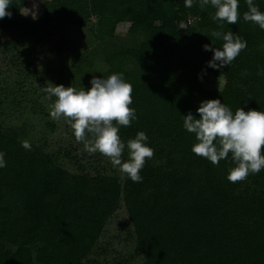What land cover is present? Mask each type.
<instances>
[{
    "label": "trees",
    "instance_id": "1",
    "mask_svg": "<svg viewBox=\"0 0 264 264\" xmlns=\"http://www.w3.org/2000/svg\"><path fill=\"white\" fill-rule=\"evenodd\" d=\"M29 1L44 0H10L11 18L0 19L4 57L19 48L10 56L21 66L14 85L36 76L41 82V67L55 72L54 85L77 90L90 88L93 76L122 74L132 85L136 119L120 126L121 141L126 145L144 132L154 156L140 171L142 182L134 183L100 153L79 154L83 143L73 134L51 151L45 139H26L21 128L6 127L0 113L7 165L0 168V264H91L107 221L120 208L143 260L111 264H264V169L230 183L231 154L218 165L195 155V135L183 127V116L198 118L196 109L208 99H220L233 114L239 107L264 112V30L244 21L245 0H238L236 24L213 20L215 8H201L200 0L191 8L184 0H53L48 16L37 21L22 15ZM253 3L264 12V0ZM122 23L129 26L121 37L116 28ZM214 30L247 42L219 71L207 67L213 53L203 48H222ZM209 74L229 88H206L200 79ZM21 91L10 113L47 116L42 95ZM17 95L24 97L15 101ZM23 103L29 108H19Z\"/></svg>",
    "mask_w": 264,
    "mask_h": 264
},
{
    "label": "clouds",
    "instance_id": "2",
    "mask_svg": "<svg viewBox=\"0 0 264 264\" xmlns=\"http://www.w3.org/2000/svg\"><path fill=\"white\" fill-rule=\"evenodd\" d=\"M211 4L215 8L213 20L236 24L240 17L238 0H200L204 8ZM247 11L243 14L246 22H252L264 30V12H261L253 0H245ZM185 7L191 8L193 0H184ZM10 0H0V19L11 18L8 11ZM33 13V19H35ZM223 28V24L219 25ZM211 36L223 41L222 48L204 45L206 51L213 53L207 67L219 71L230 65L247 47V42L233 32L214 30ZM247 75V73H244ZM260 75V73H257ZM91 87L77 90L64 85H52L42 90L48 98L55 97L49 105L53 120L63 118L70 126L78 143H83L89 154L100 153L108 158L112 167L126 175L132 182H142L140 171L146 160L154 156V150L145 144L148 140L144 132H138L134 139L125 145L119 135L120 126L129 127L136 119L132 104V85L123 79L122 74H111L107 78L90 80ZM198 118L189 112L183 116V127L195 135L197 141L192 152L207 159L213 165L221 160L231 161L235 165L228 169L227 180L238 183L246 180L249 174H258L264 169V112L237 108L232 110L220 99L201 101L196 109ZM25 150H31L28 140L21 141ZM127 150L128 159L122 160ZM4 153L0 152V168L6 167Z\"/></svg>",
    "mask_w": 264,
    "mask_h": 264
},
{
    "label": "rangeland",
    "instance_id": "3",
    "mask_svg": "<svg viewBox=\"0 0 264 264\" xmlns=\"http://www.w3.org/2000/svg\"><path fill=\"white\" fill-rule=\"evenodd\" d=\"M52 2L53 0H44L43 2L29 1L22 11V15L32 20H41L48 16L50 12V4ZM33 13L35 14V19H33ZM128 26V23L119 24L116 28L117 35L121 37L125 36ZM171 28L176 29L177 25L172 24ZM18 49L19 48L16 46L14 50H11L13 52H10V54L7 53L8 55H5L4 57L2 52L4 49L3 47H0V101L3 102L0 105V113L4 116L3 119L6 127L15 129L17 131L21 128L26 139H45L47 141L48 150H57L59 145H65L66 141L69 139L71 141L70 134H72V131L70 126L63 118L59 120H53L51 118L49 114V105L54 102L55 97L49 99L47 93L42 90L48 86V83H51L52 85L55 84L56 74L55 72L41 67V74L44 75V79L41 82L38 81V76H36L32 79L23 81V84L20 83L19 85H14L13 82L17 81V69H21V66L19 63H17V61H10V56L15 54L14 52H16ZM31 60H33L31 55L26 56L24 61L25 66H27ZM28 68L31 69V67ZM200 81L206 88H216L221 86H223L225 90L229 88L227 83L223 85V81L221 82L214 74L202 76ZM19 87H21L22 93L29 92L28 94L31 95L35 92L33 95H42V97L39 99V102L44 106L47 116L41 117L34 115L30 113L28 109V112L24 111V114L19 112H9V107L11 105L12 99L15 96L14 94L18 92ZM43 93H46V95L43 96ZM21 97L24 96L17 95L15 101L20 100ZM22 106L29 108V103H23L22 105H19V108ZM46 122L54 123L55 128L50 130L48 127H46ZM77 148L79 149V154H81L82 150H85L83 144H81L79 147L77 146ZM65 167L70 171H73V167H71V165L66 164ZM104 248L106 249L104 254H102ZM118 259L133 263H139L143 260L142 255L135 245L133 229L124 208H120L107 221L103 233L99 239V243L89 258V262L91 264H111Z\"/></svg>",
    "mask_w": 264,
    "mask_h": 264
}]
</instances>
